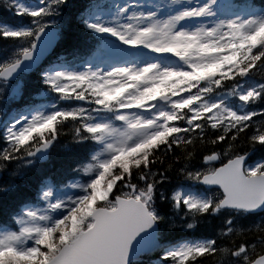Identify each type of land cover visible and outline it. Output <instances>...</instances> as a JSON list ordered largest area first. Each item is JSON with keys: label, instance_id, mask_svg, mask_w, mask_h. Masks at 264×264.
<instances>
[{"label": "trees", "instance_id": "16d2710c", "mask_svg": "<svg viewBox=\"0 0 264 264\" xmlns=\"http://www.w3.org/2000/svg\"><path fill=\"white\" fill-rule=\"evenodd\" d=\"M49 2L50 5L43 11L45 15L22 13L24 16L20 17L22 22L31 24L35 18L43 17L48 20L46 14L51 15L57 21L60 34L54 53L42 66L29 75H21L17 82L12 84L16 86L15 92L19 99V102L15 103L17 108L31 103L35 94L43 91L52 93L49 77L44 76L48 65L76 64L86 53H93L100 37H105V34L95 29L90 21L93 9L101 3L106 5L107 0H49ZM233 3L246 7H261L264 0H233ZM9 5L10 0H0V19L11 20V16L5 14ZM32 29L35 30L34 27ZM25 34L22 40L30 41L33 35ZM19 38L17 34H6L0 30V54L6 53L13 41ZM10 41L11 45H8ZM247 45L249 49L243 54L234 55L236 51H233L229 61L219 62L218 66L210 69L212 71L210 73L218 76L221 89L240 82L246 86L255 85L254 95L249 98V108L241 119L221 121L214 125L206 119L204 121L199 119L196 127L192 128L181 121L184 119L181 115L177 122L156 136L150 144L128 153L132 158H138L141 154L148 157L146 150L152 146L148 150L151 157L140 162L136 170L135 165H131L126 166L124 171L117 170L109 175L105 173L104 176L105 180L109 179L110 182L111 178L121 174L120 181L113 183L110 196L112 200L114 196L134 197L142 199L147 204L157 222L160 241H208L204 243L202 249L190 252L181 262L175 264H228L230 256L239 252L237 258H241L240 262L243 259L251 262L264 253V213L249 215L219 210L217 203L221 196L218 191L208 195L209 205L205 207L200 203L188 206L182 200L175 201L173 197V192L179 187L184 188L194 183L191 181L194 180L195 174L186 175V171L202 167L203 169L198 172L200 178L227 160L243 155H249L247 167L256 162H264V26L254 41ZM255 52L256 56L252 55ZM11 53L12 51H9L8 54ZM7 58L8 55H5L0 65L7 64L8 61H5ZM203 77L198 84L205 83L206 75ZM87 94L97 97L101 91H90ZM74 118L77 121L66 117L63 118L64 121L59 118L52 119L44 128L34 130L32 135L14 147L7 146L6 138L2 139L0 136V200H6L4 204L7 208L11 206L7 213L0 212L1 224L8 222L10 215L20 203L32 199L33 193H36V188L43 179L49 177L59 182L68 177L79 166L78 164L87 158V153L93 146L91 132L80 119ZM43 139L49 143L46 159L35 165H27L23 161L30 156L28 150H33ZM59 141L67 145L66 151L62 149L54 151ZM155 145L159 146L152 153ZM73 147L80 148L75 156L70 153ZM119 160L113 164V168L114 165L122 166L118 163ZM195 188L198 189L197 186ZM212 197L214 200L210 199ZM110 198L108 201H111ZM95 205L110 209L113 208L114 202L100 201V204ZM155 254L144 258L153 259L157 256ZM0 264L5 263L0 260Z\"/></svg>", "mask_w": 264, "mask_h": 264}, {"label": "rangeland", "instance_id": "374dc122", "mask_svg": "<svg viewBox=\"0 0 264 264\" xmlns=\"http://www.w3.org/2000/svg\"><path fill=\"white\" fill-rule=\"evenodd\" d=\"M20 6L21 9L24 7L35 9L37 7V5H26L23 3H20ZM161 6L163 8H160ZM115 7L117 10L97 11L95 22L104 29L109 30L112 35L120 38L123 43L120 42L119 45L118 42L106 41L104 43L106 52H103L99 59L86 60L74 72L86 76L96 75V78H101L103 82L108 83L109 90H100L108 98L114 93L113 88L130 87V91L122 95L121 100L118 99L115 111L112 112L107 108L95 107L99 98L94 101L84 98L81 101L74 99V101L68 100L64 102L68 104L74 103L69 108V112L77 111L79 114L84 115L91 127L99 128L106 134V138L99 141L100 143L106 142L104 149L102 148L103 150L101 149L96 153V164L91 163L86 168L87 174L93 173L90 182L74 181L60 190L62 193L45 188L42 192V198L45 203L40 207L26 208V210L32 211V214L30 217L26 216L20 219L25 237L18 236L19 240L14 246L17 252L26 257L30 256L32 251L35 250L34 259H20L12 255H6L2 257L5 264H43L51 259L52 256H56L67 245L70 247L72 240L88 226L94 205L99 204L101 200H106L114 186L113 183L119 182L121 179L120 174L118 177L111 178L110 182H108L109 179L106 181L103 177L99 180L97 177L100 171L99 166L106 165L104 162L117 148L135 145L136 142L157 132V119L164 113L168 114L166 106L172 103L179 104L182 101L184 103L185 100L191 101L195 98L196 102L190 107L191 112L194 114L199 109H206L211 111L210 115L212 118H221L232 112V109L224 104L222 98L220 100L211 98L203 100L205 98L203 97L202 100H198L197 95L189 97L177 95L171 98L170 102L167 101L168 104L165 103L162 106L156 105L154 101L143 102L141 100L144 94L151 90L161 77L177 72V68L168 63L169 60L167 62L163 61L160 58V52L157 54L163 46H171L170 43H172L173 38L177 37L176 34L180 33L186 38L199 40L204 50L215 49L221 55L228 56V51L233 45L231 41L233 30L247 40L252 36L255 24L260 20L261 16L255 12H242L229 17L221 13V11L215 12L210 7V0H195L193 4L189 0H117ZM160 9L163 13L160 12ZM187 12L194 13L193 19L188 22L184 20V14ZM178 19L181 20L184 27L177 23ZM45 23H53V19L49 18ZM230 24L234 28H231ZM248 49L249 45H246L240 51L236 50L234 55L237 53L243 54ZM218 53L215 55H218ZM215 55L211 56L215 57ZM252 55L256 56V52ZM209 58H211L209 55L195 52L191 57L190 65L196 69L201 62L209 61ZM245 64H247V61H245ZM181 66L184 72L185 67L182 64ZM52 72L54 73V80L63 78L56 84V91H62L68 85L67 83L70 82L66 77L71 72L68 69L58 68L52 69L50 74H53ZM185 73H189V71L185 70ZM191 78L197 81V74L193 73ZM138 79L141 80L138 81ZM112 90L113 92H111ZM3 91L4 89L0 87V92ZM245 95L241 90H237L236 97L239 100H243ZM88 103L91 105H88ZM55 105L56 103L43 105L40 109L21 114L19 117H23V122L19 128L45 120ZM13 120L14 118L9 115L5 120V122H9L6 129L12 128L10 123ZM140 125H146L149 128L135 137L132 136L130 128ZM158 146H153L152 153ZM148 148L150 149L152 146ZM148 150H146L148 157H145L144 154H141L138 158H132L129 156L130 154L126 155L118 162L122 166L114 165V168L112 167L106 172L107 175L117 170L124 171L126 166L131 165H135L136 170L140 162L151 157V153ZM195 175H198V173ZM175 197H182L189 204L194 203V201L199 203H204L205 201L196 197L193 193L181 191H178ZM41 231H49V236H51L50 238L48 237L45 246L42 247L33 242L35 239L40 241V244H43L45 240L41 241L38 237ZM13 237L12 233L1 231L0 246L13 245ZM190 246L198 249L201 245L200 243L189 245L186 242H178L171 244L169 248L166 247L165 254L181 255ZM239 254L240 252L235 254V256ZM232 261L235 263V259ZM170 263L158 260L154 264ZM248 263L247 259L238 262V264ZM228 264H230V261Z\"/></svg>", "mask_w": 264, "mask_h": 264}, {"label": "water", "instance_id": "95a60500", "mask_svg": "<svg viewBox=\"0 0 264 264\" xmlns=\"http://www.w3.org/2000/svg\"><path fill=\"white\" fill-rule=\"evenodd\" d=\"M45 37L44 34L39 36L33 55L42 52L41 44ZM45 54L35 64H39ZM15 68L10 67V70ZM0 78L13 80L14 74L5 70ZM243 161L235 159L228 162L217 169L214 176L206 177L200 183L205 188H216L223 193L221 208L252 214L262 212L264 176L245 177ZM90 218L91 226L80 232L70 247H64L45 264H129L141 254L152 251L157 244L156 222L141 201L116 198L114 209H94ZM250 264H264V253Z\"/></svg>", "mask_w": 264, "mask_h": 264}, {"label": "bare ground", "instance_id": "6f19581e", "mask_svg": "<svg viewBox=\"0 0 264 264\" xmlns=\"http://www.w3.org/2000/svg\"><path fill=\"white\" fill-rule=\"evenodd\" d=\"M9 111H10V109H9ZM154 138H152V139H154ZM66 147H67V145H64L63 141H59V142L56 143L54 151H57L58 149H62L63 151H66ZM72 150H73L74 153H72ZM78 150H80V148L73 147L71 149L70 153L72 154V156H75V154H76V152ZM248 156L249 155L237 156V157H235L233 159L227 160L226 162H229V161H232V160H235V159H244V161L242 163V170H243V174L245 175V177H253V178H255V177H259V176H264V162L254 163L251 166L247 167L246 166V161L248 160ZM246 168H247V171H246ZM202 169H203L202 167H199V168H195L192 171H186V173H187L186 175H194V174L200 172ZM5 202H6V200H0V212L2 214L7 213L10 210V208H11V206H9V208H7V205L4 204ZM239 226L241 227L242 225H239Z\"/></svg>", "mask_w": 264, "mask_h": 264}]
</instances>
